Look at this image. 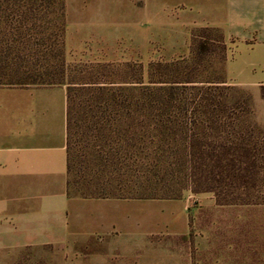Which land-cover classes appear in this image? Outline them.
Wrapping results in <instances>:
<instances>
[{
	"label": "trees",
	"instance_id": "16d2710c",
	"mask_svg": "<svg viewBox=\"0 0 264 264\" xmlns=\"http://www.w3.org/2000/svg\"><path fill=\"white\" fill-rule=\"evenodd\" d=\"M207 31L191 60L69 63L66 0H0V86L66 87L69 195L264 205V127L225 76L199 77L226 49Z\"/></svg>",
	"mask_w": 264,
	"mask_h": 264
},
{
	"label": "rangeland",
	"instance_id": "374dc122",
	"mask_svg": "<svg viewBox=\"0 0 264 264\" xmlns=\"http://www.w3.org/2000/svg\"><path fill=\"white\" fill-rule=\"evenodd\" d=\"M66 3L69 63L127 61L147 68L191 60L194 35L210 28L223 34L225 0ZM207 34L218 37L214 30ZM214 44L196 57L199 77L225 76L249 96L254 120L264 127L262 86L231 81L225 71L229 41L226 49ZM9 188L15 191L5 180L0 198ZM87 199L73 218H47L26 208L34 203L13 204L0 214V264H264V205L221 204L212 192L191 191L177 199ZM127 240L128 248L110 247L117 241L127 246Z\"/></svg>",
	"mask_w": 264,
	"mask_h": 264
},
{
	"label": "crops",
	"instance_id": "0c3cea01",
	"mask_svg": "<svg viewBox=\"0 0 264 264\" xmlns=\"http://www.w3.org/2000/svg\"><path fill=\"white\" fill-rule=\"evenodd\" d=\"M222 30L229 41L225 61L229 79L260 83L263 97L264 0H225ZM5 180L15 191L9 188L8 195L0 198V214L21 202L34 203L26 208L47 218H73L77 205L88 202L68 193L65 86H0L1 193ZM126 242L127 246L117 241L110 247L125 249L130 246Z\"/></svg>",
	"mask_w": 264,
	"mask_h": 264
}]
</instances>
